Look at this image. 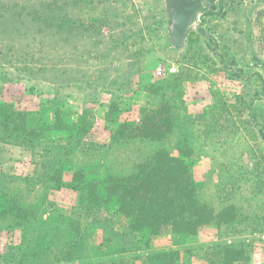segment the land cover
<instances>
[{"label": "rangeland", "instance_id": "obj_1", "mask_svg": "<svg viewBox=\"0 0 264 264\" xmlns=\"http://www.w3.org/2000/svg\"><path fill=\"white\" fill-rule=\"evenodd\" d=\"M161 102L178 117L163 146L188 144L200 198L233 204L231 224L133 232L114 197L89 209L68 187L80 172L102 188L112 131ZM0 105L43 131L0 130V212L36 202L0 221V264H224L222 247L264 264V0H0ZM54 164L64 187L27 191Z\"/></svg>", "mask_w": 264, "mask_h": 264}, {"label": "trees", "instance_id": "obj_2", "mask_svg": "<svg viewBox=\"0 0 264 264\" xmlns=\"http://www.w3.org/2000/svg\"><path fill=\"white\" fill-rule=\"evenodd\" d=\"M177 119L172 106L161 102L158 107L143 112L139 125H119L112 131L108 146L104 147L110 155V167L102 188L95 182L85 184L80 172L73 175L68 187L79 193L89 209L101 207L114 197L119 215L128 221L133 232L147 230L152 236L165 232L194 236L204 227L231 224L234 217H226V212L233 214V204L216 209L200 198L191 169L185 162L193 153L188 144H183L178 137L175 146L178 156L171 155L163 146L173 134ZM0 130L22 136L29 142L43 136L42 129L30 126L27 114L6 105H0ZM26 185L30 187L27 191L44 197L47 192L64 187L60 169L55 164L46 170L43 179L36 183L26 182ZM35 204H15L13 217L27 221L30 207ZM14 212H0V221ZM50 239L55 240L54 237ZM217 254L224 264L247 260L243 249L222 247ZM175 257V252H163L136 260L140 264H174Z\"/></svg>", "mask_w": 264, "mask_h": 264}, {"label": "built area", "instance_id": "obj_3", "mask_svg": "<svg viewBox=\"0 0 264 264\" xmlns=\"http://www.w3.org/2000/svg\"><path fill=\"white\" fill-rule=\"evenodd\" d=\"M161 72H160V69H158V74H160Z\"/></svg>", "mask_w": 264, "mask_h": 264}]
</instances>
